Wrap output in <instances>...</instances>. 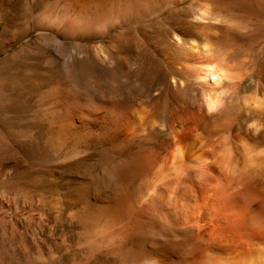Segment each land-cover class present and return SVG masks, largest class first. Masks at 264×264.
<instances>
[{"label":"bare ground","instance_id":"6f19581e","mask_svg":"<svg viewBox=\"0 0 264 264\" xmlns=\"http://www.w3.org/2000/svg\"><path fill=\"white\" fill-rule=\"evenodd\" d=\"M192 1L197 4V0ZM198 1L206 9L203 6L193 22L188 19L190 10L185 0H64L60 20L50 29L62 38L57 43L59 59L38 68L40 72L29 89L25 110L32 120L43 116L53 125H68L69 132H79L81 115L53 116V110L61 111L68 104L64 98L67 88H86L101 99L92 111L85 107L81 111L92 117L96 125L91 133L94 137L116 135L124 139L122 142L134 140L150 146L142 151L143 159L138 158L146 183L155 184L152 190L144 186L149 203L142 206V220L150 233L146 234L149 246L142 254V264H264V101L256 91L247 88L227 100L215 87L232 68L222 49L234 48L239 41L234 35L238 31L235 23L217 12L233 8L244 14H264V0ZM107 21L116 30L148 29L136 40L134 66L117 65L104 79L91 51L82 42L91 35L92 26ZM69 41L75 44V53L67 64L75 67V77L66 75L60 67L59 60L69 54ZM94 51L98 57H108L99 47ZM180 64L187 69L192 67L185 78L189 84L181 82L194 92L199 86L198 106L176 110L170 105L167 112L173 125L167 131L158 123V117L164 113L161 101L177 96L169 95V91L153 92L172 74L187 73ZM136 102L141 106L148 103L152 116L137 113ZM21 106L16 105L17 113L24 111ZM129 155L131 152L126 157Z\"/></svg>","mask_w":264,"mask_h":264},{"label":"rangeland","instance_id":"374dc122","mask_svg":"<svg viewBox=\"0 0 264 264\" xmlns=\"http://www.w3.org/2000/svg\"><path fill=\"white\" fill-rule=\"evenodd\" d=\"M63 1L0 0V264H142L145 259L142 254L149 246L146 234L150 233L142 220V206L149 203L144 186L154 188L155 184L146 183L147 178L139 163L143 159L142 151L150 146L134 140L122 142L124 139L121 140L120 136L118 139L116 135L101 139L94 137L91 133L95 123L90 115L85 116L81 111L84 107L93 109L101 99L86 88H67L64 95H68L64 98L68 104L63 105L61 111L60 108L53 110V116L81 115L82 123L77 126L79 132H69L68 125L60 128L55 124L57 128L43 116L35 119L37 121L32 120L25 110L29 104V89L36 83L39 67L59 59L57 46L62 38L52 34L50 29L55 28L56 21L60 20ZM185 2L190 10L188 19L197 21L199 11L205 6L198 0V5L192 0ZM208 11L212 13L210 8ZM217 13L235 23L238 31L234 30V35L239 38L234 48L222 49L232 68L215 85L218 94L230 100L247 88L256 91L264 101V14L246 12L247 15L233 8ZM111 25L108 21L95 24L92 30L88 28L91 35L87 41H81L91 51L96 68L104 79L117 65L134 66L137 61L136 40L148 29L142 28L139 32L136 29L116 30ZM88 29L83 31L88 32ZM172 39L177 42L174 35ZM67 45L69 54L59 60L60 67L66 75L75 77V67L67 64L70 55L75 53V44L69 41ZM95 47L101 48L109 58L98 57ZM185 64L180 67H186ZM191 69L186 67L183 72L187 73L183 76L172 74L169 81L153 92L169 91V95L174 93L177 96L173 100L163 98L161 101L164 113L158 117V123L164 130H171L173 125L167 112L170 105L176 110L198 106L199 86L196 85L194 92L181 82L189 84L185 78ZM17 104L22 105L24 111L17 113ZM140 104H135L137 113L152 116V107L146 102ZM2 123H6L5 126ZM121 144L126 149L121 150ZM130 152L134 156L126 157Z\"/></svg>","mask_w":264,"mask_h":264}]
</instances>
